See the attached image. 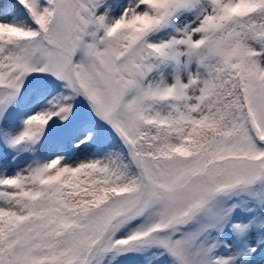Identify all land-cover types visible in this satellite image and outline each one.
<instances>
[{"label":"snow or ice","instance_id":"obj_1","mask_svg":"<svg viewBox=\"0 0 264 264\" xmlns=\"http://www.w3.org/2000/svg\"><path fill=\"white\" fill-rule=\"evenodd\" d=\"M0 264H264V0H0Z\"/></svg>","mask_w":264,"mask_h":264}]
</instances>
